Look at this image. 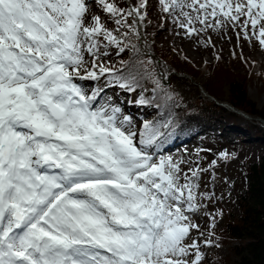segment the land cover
I'll return each instance as SVG.
<instances>
[{"label": "snow or ice", "instance_id": "obj_1", "mask_svg": "<svg viewBox=\"0 0 264 264\" xmlns=\"http://www.w3.org/2000/svg\"><path fill=\"white\" fill-rule=\"evenodd\" d=\"M153 11L205 48L228 26L264 46V0H0V264H211L216 196L202 180L217 161L157 154L171 114L137 132L111 97L99 102L151 80L153 100L136 103L168 107L141 59ZM113 53L130 55L114 68ZM102 77L90 93L79 83Z\"/></svg>", "mask_w": 264, "mask_h": 264}, {"label": "trees", "instance_id": "obj_2", "mask_svg": "<svg viewBox=\"0 0 264 264\" xmlns=\"http://www.w3.org/2000/svg\"><path fill=\"white\" fill-rule=\"evenodd\" d=\"M162 15L164 14L155 12L156 18L153 20V24L147 27L144 35L146 40L149 39L146 42L147 49L156 53L157 57H152L149 53L142 56L141 59L145 61L146 68L154 76L161 78V84L167 92L171 93L172 100L167 102L168 107L165 108L163 106L165 101L161 95L160 98L147 105L149 112L154 115L161 114L160 120L169 119V114H171L174 124L169 128V131L182 125L191 115L200 114L216 126L217 132L207 130L200 133L197 140L228 142L226 133L233 132L239 141V149H243L246 145L245 140H249L248 145L259 150L258 158L242 161V169L237 183L221 176L216 169L214 173L211 172L215 181L226 185L215 192V196L217 198L219 195L225 197L227 206H224L222 210L228 215L224 224L215 228L214 238L218 244H226L229 249L228 254L214 253L213 264H232V261L235 264H264V126L256 118L241 123L239 113L227 109L207 96L199 95L198 92L192 98H185L173 81V77L177 75L172 73L183 67L185 73L191 75L195 80H198L200 76H205L206 80L203 86L215 98L227 100L234 107L248 114L264 118V104L259 106L248 95V88L253 83L254 76L261 81L259 87L261 91H264V71L259 69L255 73L254 68L246 65L239 53L234 50H231L227 55L215 52L214 60L204 65L191 60L184 52L174 54L175 49L168 39L165 25L163 28L156 27L163 23V20L160 19ZM129 55L116 56L113 53L111 56L113 62H109L108 65L114 68L120 67L119 61L121 59L128 60ZM236 60L243 63L248 72L237 71L235 69ZM161 71L164 72V77L160 75ZM168 76H170V82L165 84L164 79H167ZM142 87L147 89V91H142L141 88H138L143 97L152 101L156 94L152 92L154 85L151 80L144 81ZM157 103L162 105L159 109L155 106Z\"/></svg>", "mask_w": 264, "mask_h": 264}, {"label": "rangeland", "instance_id": "obj_3", "mask_svg": "<svg viewBox=\"0 0 264 264\" xmlns=\"http://www.w3.org/2000/svg\"><path fill=\"white\" fill-rule=\"evenodd\" d=\"M153 15H155V11H153ZM163 23L165 25V31L168 35V39L174 46V54L177 52H184L191 60L204 65L205 63H209L214 60L213 54L215 52L227 55L231 50H234L239 53L241 59L246 65L254 68L255 73H257L259 69L264 71V46H261L257 37L251 34V26H249L250 39L237 38L236 32H240L241 37L243 36L242 29L239 27L233 30L231 26H228L221 34L209 33L212 36L215 47L205 48L199 40H189L184 37L183 30L176 24H173L170 18L166 17L163 20ZM177 33H179V35ZM226 37H230V39ZM144 41L147 42L149 39L146 40L144 36ZM142 50L146 54L151 53L152 57H157L156 53L150 52L147 48H142ZM152 54H155V56ZM111 61L113 62V59L110 57L105 61V63L108 65ZM235 69L244 73L248 72L246 66L239 62V60H236ZM172 73L177 75L173 77V81L176 88L182 92L185 98H192V96L197 94V92L199 95L204 96L201 92V88L204 89L203 83L206 80L205 76H200L198 80L191 79V75L188 77L183 67L178 69V71H173ZM252 79L253 83L248 88V95L256 101L259 106H262L264 104V91H261L259 87L261 81L256 76ZM79 83L86 87L90 93L93 87L103 86L106 83V80L102 77L99 85H97L95 81L91 80H81ZM141 95L142 93L140 89H137L135 92H129L119 88L118 86L106 87L99 102L104 103L108 97H111L112 100L123 109L124 115L132 117L134 130L139 132L142 129L144 121H156L162 118L161 114L154 115L150 113L147 105H139L136 103ZM239 121L241 123H246L247 118L242 115L239 117ZM207 130L217 132L216 126L212 125L209 119L200 114L191 115L182 125L172 129L171 131L168 129L169 134L164 137V142L160 145V150L157 154L161 156H171L174 160L178 161H191L193 162L192 166H195V162L198 161L204 168H207L213 160H216L217 166L215 169L218 174L237 183L241 172L240 170L242 169V161L245 159L254 160L258 158L260 155L259 150L255 147L249 146V140H245V147L243 149H239V141L233 132L226 133L228 142L197 140V136ZM222 152H228L230 154L228 161L223 160L220 156ZM232 153H235V156H232ZM182 167H184V170L187 171V164L182 165ZM212 177L211 172L203 176L202 190L218 192L226 186L217 181H214V183L211 182ZM221 181L223 182L222 178ZM205 185L207 186L205 187ZM224 206H227V201L224 196L220 195L219 198L216 197V199L208 203L207 211L208 213L218 217L216 221L218 227H221L224 224V221L228 218L227 213L222 210ZM221 213L222 218H220ZM202 223L210 226L211 221L203 220ZM216 252L228 254V246L225 244L220 245L219 249H213V251L209 254L211 256V264H213V260L215 258L214 253ZM232 264H235V262L232 261Z\"/></svg>", "mask_w": 264, "mask_h": 264}, {"label": "water", "instance_id": "obj_4", "mask_svg": "<svg viewBox=\"0 0 264 264\" xmlns=\"http://www.w3.org/2000/svg\"><path fill=\"white\" fill-rule=\"evenodd\" d=\"M153 56H155V54H152ZM164 75V73L163 72H161V76H163ZM188 77H190L189 75H188ZM191 78V77H190ZM164 83H169V80H164ZM205 95H208V94H206L205 93ZM209 96V98H213L212 96H210V95H208ZM218 102V101H217ZM230 110H233V111H236V112H239V113H241V114H243L246 118H248V119H253V118H256V119H258V120H260L261 122H262V124L264 125V118L263 117H261V116H255V117H253L252 115H249L248 113H246L245 111H242V110H240V109H236V108H234V107H230Z\"/></svg>", "mask_w": 264, "mask_h": 264}]
</instances>
